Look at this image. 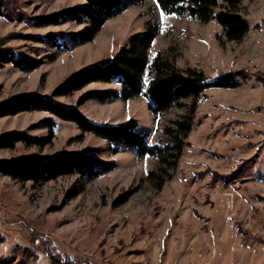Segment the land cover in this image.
Masks as SVG:
<instances>
[{
  "label": "rangeland",
  "instance_id": "1",
  "mask_svg": "<svg viewBox=\"0 0 264 264\" xmlns=\"http://www.w3.org/2000/svg\"><path fill=\"white\" fill-rule=\"evenodd\" d=\"M82 3L0 0V49L42 61L33 71L0 65V106L50 99L77 108L95 124L134 121L148 132L150 146H172L173 140L161 142L164 131L192 117V100L155 115L144 95L79 106L85 93L120 89L116 85L97 83L55 95L72 76L109 63L148 24L158 27L151 60L163 53L178 68H198L212 79L236 72L248 78L237 89H210L196 101L188 146L167 173L159 171L156 158L111 146L47 112L1 118L0 137L23 133L44 144L0 150V163L92 149L99 161L116 168L98 179L70 175L45 183L0 174V264H264V0L241 3L250 30L240 41L228 40L215 21L166 15L156 0H144L108 20L92 41L55 48L52 37H81L91 24L39 19ZM151 172L162 189L150 180Z\"/></svg>",
  "mask_w": 264,
  "mask_h": 264
},
{
  "label": "trees",
  "instance_id": "2",
  "mask_svg": "<svg viewBox=\"0 0 264 264\" xmlns=\"http://www.w3.org/2000/svg\"><path fill=\"white\" fill-rule=\"evenodd\" d=\"M83 3L68 10L46 18L39 19L49 24H58L69 19L79 24L90 23L87 34H75L51 39L55 48H69L70 42L82 43L92 41L104 24L123 14L131 6L144 0H80ZM244 0H156L161 11L166 15L187 17L201 23L217 22L225 37L230 41H240L250 30L248 22L240 14V6ZM158 34V27L148 24L142 34L131 37L127 48L103 66L93 67L72 76L63 84L55 95L61 96L80 91L91 84L116 85L120 89L89 91L79 102V106L87 101L109 103L116 100H130L144 95L149 102L150 110L155 114H163L172 108L184 106V101L192 100V117L184 122L174 121L176 128L167 127L161 142L173 140L170 145L150 146L148 132H141L138 123L128 121L121 125H99L90 122L77 108H68L50 99L39 97L24 98L8 105L0 106V119L21 113L36 111L47 112L59 120L74 123L84 133H92L108 142L111 146L130 150L138 155H149L158 160L159 171L167 173L169 168L177 166L185 153L186 140L194 127L196 101L210 89H237L247 80L243 72L222 74L212 79L198 68H178L166 54L158 53L153 60L149 57ZM10 64L22 71H33L40 68L42 61H35L15 53L12 49H0V65ZM147 75H150L147 81ZM258 78V77H257ZM258 81L263 82L258 78ZM264 83V82H263ZM49 128L54 121L43 122ZM186 139V140H185ZM17 143L38 144L41 140L31 139L23 133H10L0 137V150L12 149ZM171 150L176 151L169 155ZM173 158V161L172 159ZM116 168L113 162L103 163L98 160L96 151L92 149L66 153L51 160H40L25 157L0 163V174L23 182L45 183L59 177L76 175L80 179H98ZM156 173L151 172L150 180L157 182L162 189L164 183L154 179ZM62 263L65 258L53 256ZM67 264H75L69 261Z\"/></svg>",
  "mask_w": 264,
  "mask_h": 264
},
{
  "label": "built area",
  "instance_id": "3",
  "mask_svg": "<svg viewBox=\"0 0 264 264\" xmlns=\"http://www.w3.org/2000/svg\"><path fill=\"white\" fill-rule=\"evenodd\" d=\"M0 228H1V226H0Z\"/></svg>",
  "mask_w": 264,
  "mask_h": 264
}]
</instances>
